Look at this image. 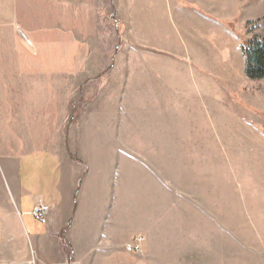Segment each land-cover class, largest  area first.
I'll list each match as a JSON object with an SVG mask.
<instances>
[{"label":"rangeland","instance_id":"374dc122","mask_svg":"<svg viewBox=\"0 0 264 264\" xmlns=\"http://www.w3.org/2000/svg\"><path fill=\"white\" fill-rule=\"evenodd\" d=\"M2 7L11 15L0 17V264H264V230L248 227L225 240L207 225L208 208L220 210L221 200L208 191L213 179L264 186V80L247 79L240 51L242 42L264 37V0H217L213 16L226 21L209 22L207 35L203 18L184 17L197 29L195 58L212 79L225 80L227 94L218 84L202 86L188 104L172 106L185 108L183 114L193 110L201 132L182 137L170 129L164 138L147 135L145 120L152 109L146 79L153 55L145 44L154 27L148 17L158 14L161 31L160 0H0V12ZM176 43L185 56L189 34ZM113 66L120 89L114 83V112L109 107L120 135L110 137L100 125L107 97L98 99L97 88L102 82L109 87ZM13 175L30 193L22 205ZM61 178L71 185L72 207L82 195L90 203L94 190H114L110 210L116 214L110 217L104 207L99 232L97 222L93 227L99 217L86 208L65 222L53 218L49 230L32 215L37 199L51 203ZM178 194L202 206L196 220L206 224L198 231L186 223ZM108 200L104 193L102 205ZM250 202L259 206L251 204L254 212H264V192ZM11 211L17 225L7 216ZM101 226L120 230L114 229L121 256L99 258ZM88 246L95 256L85 254Z\"/></svg>","mask_w":264,"mask_h":264},{"label":"crops","instance_id":"0c3cea01","mask_svg":"<svg viewBox=\"0 0 264 264\" xmlns=\"http://www.w3.org/2000/svg\"><path fill=\"white\" fill-rule=\"evenodd\" d=\"M157 1L158 0H152V4L156 2L157 5ZM160 4L163 9V25L161 26V31L159 29L156 30L159 24L158 21H155L158 17V14H152L151 17H148V22L151 24V27L154 28L151 29V36L147 39V43L145 44V47L153 55L149 60L148 66L151 69V75L146 79L148 98L147 102H150V104L152 105V109H149V107H147L145 113L146 126L148 128L147 131H150V134L147 133V135H156L164 138L169 135L170 129H173L171 131H174L177 136L183 137L186 134L190 136H193L195 134L197 136L201 132L199 126V117L196 116V114H192L193 110H187V113L183 114L186 110L185 108H183L184 111H181L178 107L173 108L172 106L179 105L177 103L181 101H183V105L188 104L191 101L190 98L195 93H197V91H199L202 86H216V84H218L222 89H224V93H226V89L224 88L226 84L225 80L212 79L211 76L206 71H204L208 70L204 67L205 63H202L195 58V55L193 53L192 39L193 36H195L197 29L193 27V23L191 21L184 17L188 15L194 17L195 19H197L198 17L203 18V31L206 35L208 34V28L210 25L209 22H225L226 20H219L213 16L212 8L217 4V0H160ZM154 6L155 5L152 6L151 13ZM10 15L11 13L5 10L4 7L1 8L0 17ZM210 18L214 19L211 20ZM185 20H187L188 22H186ZM158 31H160L161 39L159 38ZM183 32L189 34L191 38V43L189 45L190 48L185 56L179 50L176 43V39L179 36H182ZM115 70L116 67L113 66L110 71L113 76L110 77L111 82L109 81L107 84L109 87H106L105 82H102L98 84L97 88L98 99L99 97H107L104 101V105L100 108L104 109V113L102 115L105 116V118L102 120L103 123H101L100 125L102 126V131L106 132V134L110 137L120 135L119 118L110 115L112 111L114 112V106L116 103L115 88L117 86L118 89H120V82L115 81ZM184 72H186L188 75V78L186 79L187 81L182 79V74ZM114 83H116V86H114ZM109 89L112 90L110 91ZM107 90L109 91L106 93ZM169 95L175 96V99L168 100L167 97ZM106 105H108V107L110 105L113 107L111 112L110 107L108 110L105 109ZM153 106L156 107L155 110ZM191 107L194 108L192 102ZM172 111L175 114L176 111H178L177 115H173ZM194 111H196V108ZM170 115L176 116V118H172L170 120ZM99 130L101 129L99 128L98 131ZM31 143H34V141L31 142L30 140L25 144ZM57 158L61 166V160L59 157ZM9 167L10 169L14 170L15 165L13 167V165L10 164ZM14 177V184H12L13 190L15 196L18 198L19 205H22L26 197H30V193L26 188H23L21 184L18 183L16 176ZM249 184L252 185V192H248L245 188ZM210 186L211 188L208 191L210 194L215 195L216 202L218 201V198L221 200L218 202L220 204L219 212L216 211L214 214L212 210L208 208L207 225L210 234H221V236L224 237L223 239L227 240L232 238V234L245 232L246 230H248V227L253 226L257 230H259V227L264 230V212H254L251 204L254 206H258V204L250 202L251 198L253 199L254 196L259 195L261 192H264V186L261 182H253L251 180L240 182V180L229 178H215L212 180ZM70 188L71 185H64L63 178H61L55 185V193L50 194V204H47L44 198L37 199V202H41L50 208V214L48 215L47 219L43 221L45 228H48V230L53 228V218H55L56 221L58 220L57 218H59V220H64L65 222V219H67L69 216H73L75 212L81 214L82 210L86 208L89 216L99 217V220L93 222V227L94 223H98L99 226L96 228V230L98 229L97 232H99L101 219H104L105 215L104 207H107V209L110 211V217L111 215L116 214L115 212H111L110 210L111 207L114 206L115 200L114 198L111 201V196L115 195V192L114 190H112V188H110L106 192H104L105 190L102 189L94 190L90 194V198L92 201L88 204H85V199H83L82 195L80 196L79 201L75 203L73 207L72 201H74V195H70ZM104 193L107 194L109 200L106 204L102 205ZM252 194H254L253 197ZM178 198L179 208L184 207L185 210V214L183 212V216L184 218H186V223L190 224L192 222L193 224H196L195 230L198 231L200 229V224H206L204 222L201 223L199 220H196V218L200 215L199 210H201L200 208H202V206L198 203L199 201L191 199L190 197L185 200L184 195L181 194ZM180 201H182V203H180ZM99 204L102 206L101 215L99 213V209L101 208V206L98 207ZM227 204L232 205L229 206V209L226 212ZM217 205L218 204L214 205L215 209L219 207ZM78 206L79 210L77 211ZM118 209H120V201L118 202ZM69 212L70 214H68ZM190 212H192V218L189 217ZM14 215L15 213L11 211L7 216L13 217L15 225H17V220L15 219ZM49 224L53 225L50 226ZM114 229V226L110 227L108 230L105 229V226L102 227V233L97 237L99 243H101L100 246L103 248V251L99 258L110 259L113 255H122V253L120 252L121 247L118 243L115 242V238H118L119 234L116 235ZM115 230H118V233H120L119 229ZM43 236L44 235L40 234L34 237L38 238V241H40V237ZM104 236H106V240H104ZM223 245L226 250L229 249L228 245ZM82 246L84 247L87 245ZM92 248L93 247L88 246V251H85V254L88 257L95 256L94 253L91 252ZM123 249L125 253H129V255L132 254L131 248L128 244H125Z\"/></svg>","mask_w":264,"mask_h":264},{"label":"trees","instance_id":"16d2710c","mask_svg":"<svg viewBox=\"0 0 264 264\" xmlns=\"http://www.w3.org/2000/svg\"><path fill=\"white\" fill-rule=\"evenodd\" d=\"M240 51L247 79L254 82L264 80V37L253 36L242 42Z\"/></svg>","mask_w":264,"mask_h":264},{"label":"built area","instance_id":"2783aa9c","mask_svg":"<svg viewBox=\"0 0 264 264\" xmlns=\"http://www.w3.org/2000/svg\"><path fill=\"white\" fill-rule=\"evenodd\" d=\"M49 211L50 210L47 205L43 203H38L33 209L32 215H34L36 218L40 220H45Z\"/></svg>","mask_w":264,"mask_h":264}]
</instances>
